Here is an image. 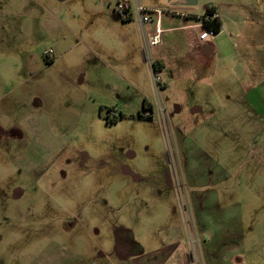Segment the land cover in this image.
Listing matches in <instances>:
<instances>
[{"label":"rangeland","instance_id":"obj_1","mask_svg":"<svg viewBox=\"0 0 264 264\" xmlns=\"http://www.w3.org/2000/svg\"><path fill=\"white\" fill-rule=\"evenodd\" d=\"M205 4L223 14L211 85L190 70L157 89L150 67V86L133 87L106 64H83L79 41L64 25L81 34L90 16L84 0H0V264H180L184 245L186 264H204L203 235L178 174L176 133L197 142L208 127L212 170L223 165L226 175L251 185L245 195L263 194L247 219L234 201V180L225 178L226 215L212 220L208 264L260 256L224 243L232 220L231 242L240 245L243 236L249 243L256 212L264 211V0H196L198 16L185 27L165 20L172 8L160 5L161 37L194 38L202 30L194 17ZM187 48L166 41L163 52L171 60ZM145 56L155 63L153 48ZM143 103L153 107L152 117L137 120ZM120 114L125 118L116 123L104 119ZM233 210L241 220L229 218Z\"/></svg>","mask_w":264,"mask_h":264},{"label":"crops","instance_id":"obj_2","mask_svg":"<svg viewBox=\"0 0 264 264\" xmlns=\"http://www.w3.org/2000/svg\"><path fill=\"white\" fill-rule=\"evenodd\" d=\"M84 1L86 2L85 11H89L90 16L89 13H87V23H85V29L82 30L81 34H78L77 31L70 25H64L69 33L74 35L79 41L81 51L83 53V64H89V62H92L90 64L92 66L88 65L87 68H93L94 70L99 69V67H102V65L106 64L117 75L120 83L128 84L133 87H135L134 85L143 87L146 85L150 86L151 81L148 72V67L150 66L145 58L143 35L137 20L134 17L123 18L119 13H117L114 10L117 0ZM133 1H137L144 7L150 9H159V7H161L160 5H166L169 8H172V12H175L176 14L168 13L169 15L164 17L165 20H177L183 25V27L189 26L193 19L191 18L192 16H198L194 12V6L186 7L177 5L179 0L173 2H168L167 0ZM206 6L212 5L205 4L203 9H205ZM180 13L187 15V17L177 18L174 16ZM217 14L222 26L223 14H219L218 12ZM161 16L160 21L162 19ZM52 20L56 21L55 18ZM156 20L157 17L153 14L150 22L145 26V31L147 33L154 31ZM58 26L59 23L57 24V27ZM151 27L153 28L151 29ZM197 34L198 33H195L194 38H192V36H189L185 33H181L180 35L175 33L176 39L172 40H169V37L163 35L161 37L163 39L160 44L165 42V45L166 41L181 42L182 40L183 45L188 47L186 51L187 53L184 51L181 56L180 54L178 55V53L175 57L174 54H169L171 55V60H169L163 52L164 45L161 46L159 44L155 47H152L155 52L154 65L156 66L157 74L161 76L163 88H169V85L177 82L181 75L190 74V70L191 74H196L198 76L200 83L201 81H204L206 84L211 85L209 83V77L212 74V55L214 54L215 37L212 39L211 43L197 42L195 43L194 48L190 49V43L194 42ZM178 37H180L181 40H178ZM182 57L186 60V62H181ZM200 62H203L204 65L200 64ZM140 97L145 98L146 96L142 93L140 94ZM141 105V107H143L146 104L143 103ZM148 108L144 111H146V113L152 117L154 109L152 106H148ZM138 114H140L139 110L137 111V115ZM135 115L129 112V116L133 119H136ZM208 119H212V116H210ZM137 120L145 119L139 118ZM195 130H197V127ZM178 132L180 131L178 130L176 133L178 135V148H176L178 174L179 177L181 176L183 188H185L187 198L190 200L192 206V215L196 229L199 231V234L203 235L202 244L203 252L205 254L203 261L204 264H208L210 261H212V220L218 222L217 220L219 217L226 215L225 211H220L226 207L224 205H220V200L224 198L226 199V197H228L226 194L230 191L224 186L225 178H230L231 180L233 178L230 173H227V175L224 173L223 165H217L214 169L219 170L220 175L217 174L218 171L215 172L212 170V136L209 127L204 133H202V131L199 132V134L197 133V142L190 139H188L190 143L187 142V136L183 137V135ZM227 150H229L227 152L229 153L230 151H233L234 148L231 149V147H229ZM223 152L224 150H221L220 154ZM236 183L239 184L238 187L236 186ZM231 186L233 188L232 194H234L236 197V200L234 201L237 202L240 200L242 202L243 207L245 208L247 219L254 217V214L251 212L254 209L253 202L257 203L260 195L263 194L255 192L256 196L248 197L245 195L248 193L250 190L249 188L251 187V185L248 183H238L234 180L231 181ZM241 188L244 193H242L240 190ZM256 214L257 215L255 216L259 219V224L257 231L253 229L252 232L255 233L248 237L249 243H246L244 237L242 236V243L238 245L239 242L236 241L235 246L233 242H231L233 239H237V231L232 233L233 224L235 221L232 220L228 223V225L231 224L229 227V232H227V234H230L231 241H226L224 243L226 250L242 249L244 251L245 247H247L250 250H256L257 254L260 255L255 259H250L248 261L246 259V261L244 260L245 263L242 264H264V257L261 256V250L264 249V246L259 244L264 243V221L262 222L264 218V211H257ZM227 215H229V218H238L241 220V213L239 210L229 211L227 212ZM252 232L250 231L248 234H252ZM129 233L132 234L130 230ZM238 236L240 238V235ZM251 239L258 244L256 245L255 243L251 242ZM177 243L178 242L175 244L177 245ZM134 248H136V246H134ZM186 249L187 247L184 245L183 253H181V259H179L180 264H186L189 262L188 258L186 259Z\"/></svg>","mask_w":264,"mask_h":264},{"label":"built area","instance_id":"obj_3","mask_svg":"<svg viewBox=\"0 0 264 264\" xmlns=\"http://www.w3.org/2000/svg\"><path fill=\"white\" fill-rule=\"evenodd\" d=\"M114 10L119 13L123 18H131L134 17L139 27L142 31L143 35V44H144V53L147 54L150 57V49L152 47H155L159 45L162 41L161 38V32H160V16L164 13V11L160 9H150L147 7H144L142 4H140L137 1L133 0H117L114 6ZM211 13L209 15H206L204 17L205 20L218 18V14L216 9L213 6H210ZM171 14H176L175 12H170ZM204 13V12H203ZM155 15L157 17L156 24H155V30L153 32L147 33L145 31V26L147 23L150 22L152 15ZM203 15V14H202ZM201 15V16H202ZM200 22L201 28H202V21L198 20ZM214 34L202 28L200 33L197 34L196 39L194 42L190 43V49L194 48L195 43H211L212 39L214 38ZM51 51H45L44 56L50 60ZM146 58V56H145ZM147 61V59H146ZM150 66V69L153 74V80L155 87L160 89L162 87V80H159V76H157V72H155L154 64L150 61L147 62ZM157 74V75H156ZM160 114L162 112V109L160 108Z\"/></svg>","mask_w":264,"mask_h":264},{"label":"trees","instance_id":"obj_4","mask_svg":"<svg viewBox=\"0 0 264 264\" xmlns=\"http://www.w3.org/2000/svg\"><path fill=\"white\" fill-rule=\"evenodd\" d=\"M211 13L210 11V6H206L204 9V13L202 16L200 17H194L197 20H201L202 21V28L211 31L214 35H216L217 33H219L220 29H221V22L219 20V18H213V19H208L205 20L204 17L206 15H209ZM48 63H50L49 60H46ZM154 69L155 72H157L156 66L154 65ZM142 108L145 109V106H143ZM102 108L99 109V113H101ZM108 112L111 111V108L107 109ZM124 116L122 114H120V116L115 117V118H110L109 116H106L104 119L107 123L111 124V123H115L118 119L123 118ZM138 118L140 119H149L151 118L149 115L148 116H142L140 114L137 115Z\"/></svg>","mask_w":264,"mask_h":264},{"label":"water","instance_id":"obj_5","mask_svg":"<svg viewBox=\"0 0 264 264\" xmlns=\"http://www.w3.org/2000/svg\"><path fill=\"white\" fill-rule=\"evenodd\" d=\"M168 2H173L176 0H167ZM196 4V0H179L177 2V5L179 6H186V7H190V6H194Z\"/></svg>","mask_w":264,"mask_h":264},{"label":"flooded vegetation","instance_id":"obj_6","mask_svg":"<svg viewBox=\"0 0 264 264\" xmlns=\"http://www.w3.org/2000/svg\"><path fill=\"white\" fill-rule=\"evenodd\" d=\"M145 109H147V108L145 107ZM140 115H142V116H148L147 113H145L144 115L140 113ZM109 117H110V118H115V116H109ZM117 121H118V120H117Z\"/></svg>","mask_w":264,"mask_h":264}]
</instances>
